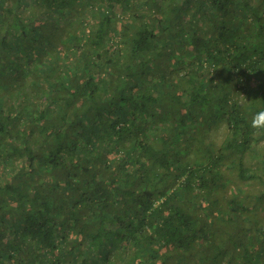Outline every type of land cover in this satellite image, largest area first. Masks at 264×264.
I'll return each instance as SVG.
<instances>
[{
    "label": "trees",
    "instance_id": "1",
    "mask_svg": "<svg viewBox=\"0 0 264 264\" xmlns=\"http://www.w3.org/2000/svg\"><path fill=\"white\" fill-rule=\"evenodd\" d=\"M261 111L264 0H0V264H227Z\"/></svg>",
    "mask_w": 264,
    "mask_h": 264
},
{
    "label": "rangeland",
    "instance_id": "2",
    "mask_svg": "<svg viewBox=\"0 0 264 264\" xmlns=\"http://www.w3.org/2000/svg\"><path fill=\"white\" fill-rule=\"evenodd\" d=\"M215 135V138L219 142L224 135V130H217ZM248 155L250 161L253 163L256 157L253 156L252 152ZM232 180L233 183H229L227 187L226 197H231L232 193L238 192L239 189H242L243 192H249L250 196L246 200L244 214L237 207L233 211V218L231 220L228 218V222H225L228 224L226 225L228 228L225 231V236L232 234L231 240H229L224 248L228 257L227 264H264V196L256 202L252 195L260 193L263 189L264 179L254 178L242 181L237 176L232 175ZM222 214L220 211L213 217L216 234L208 241L209 243L220 244L224 247V240L221 239V235L224 234L221 222ZM231 225L234 230L231 229ZM111 257L117 259L114 253L111 254ZM189 262V264H192L191 260ZM222 264H224V261Z\"/></svg>",
    "mask_w": 264,
    "mask_h": 264
},
{
    "label": "clouds",
    "instance_id": "3",
    "mask_svg": "<svg viewBox=\"0 0 264 264\" xmlns=\"http://www.w3.org/2000/svg\"><path fill=\"white\" fill-rule=\"evenodd\" d=\"M252 129L258 132H264V111L258 112L250 121Z\"/></svg>",
    "mask_w": 264,
    "mask_h": 264
}]
</instances>
